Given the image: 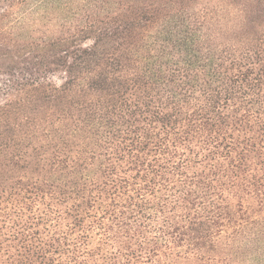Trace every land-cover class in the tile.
<instances>
[{
  "label": "trees",
  "instance_id": "trees-1",
  "mask_svg": "<svg viewBox=\"0 0 264 264\" xmlns=\"http://www.w3.org/2000/svg\"><path fill=\"white\" fill-rule=\"evenodd\" d=\"M0 264H264V0H0Z\"/></svg>",
  "mask_w": 264,
  "mask_h": 264
}]
</instances>
